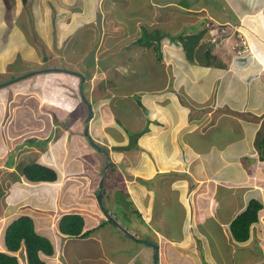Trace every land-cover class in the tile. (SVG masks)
Wrapping results in <instances>:
<instances>
[{
    "label": "crops",
    "instance_id": "1",
    "mask_svg": "<svg viewBox=\"0 0 264 264\" xmlns=\"http://www.w3.org/2000/svg\"><path fill=\"white\" fill-rule=\"evenodd\" d=\"M27 1L35 5L37 0ZM46 1L49 2L41 0L36 5L38 10L49 8ZM21 3L23 7V0H8L12 13L8 15L6 0H0V59L5 58L3 54L8 45L16 54L22 42L29 43L33 37L28 30L32 28L35 14L30 11L31 7L26 9L30 20L21 25L19 18L24 12L20 16L16 12L19 8L21 10ZM61 3H64L61 8H66L63 10L67 14L75 15L73 20L59 22L62 32L71 35L69 38L89 25L94 29L103 25L104 15L100 8L112 11L109 13V26L118 22L106 31L100 28L99 42L102 41V46L95 48L94 62L98 57H108L106 52L110 50L113 58H124V64L114 66L115 70L104 61L106 70L94 71L90 67L93 72L86 78L89 89L83 95L80 93V100L92 115L90 119L88 115L77 118L81 122L77 126L80 131H75L79 133L77 139L71 140L65 128L57 134L54 142L47 135V143L39 145L44 137H33L39 140L36 146L25 148L17 162L10 166V172L4 170L7 169L5 164L0 163V180L19 187L16 195L22 197L10 200V203L15 201L18 208L1 213L0 239L6 229L5 221L12 222L21 215H29L34 220L36 231L53 242L54 253L43 255L47 264H64L62 247L73 238L79 240L77 244L89 243L92 249L96 245L98 264H140V261L152 264L155 248L154 253L151 249L147 253L146 248L153 247V244L144 243L138 231L136 233L128 225L122 223L121 226L108 219L109 215H114L108 205L116 204L117 192H125L127 202L132 204L134 218L160 235L163 243L168 241L167 248L163 247L165 264H224L223 252L232 244H235L233 252L238 248L240 254L234 256L235 262L226 264H264V157L260 151V141L264 139V0H62ZM97 18H102L99 23ZM45 23H48L47 17L43 18L42 24ZM240 26L250 47V51L244 53L239 52L233 35L229 38L227 34L231 31L233 34ZM218 27L225 35V42H235L234 53L224 55L229 60L228 64L220 57L218 64L193 62L188 59L183 45L169 36L171 33L177 36L200 34V41L207 37L217 45L221 36ZM93 36L94 33L89 32L86 41L93 43ZM62 41L60 37L59 50L63 52L61 58L64 59L63 63L58 59L60 64L56 68L59 67L60 71H48L38 76L44 78L39 82L41 91L31 97L41 100L38 106L42 103L45 84L58 81L57 78L55 81L51 79L53 75L59 74L58 77L69 80V75L74 74L65 72L64 63L67 61L69 64L72 60ZM49 44L52 46L53 42L49 41ZM33 47L31 50L38 57L34 52L32 57L40 63L37 65L44 67L55 58L48 55L46 48L39 50ZM48 49L53 52L55 46H48ZM138 57L143 59L142 65L134 60ZM213 68L216 70L208 85L205 80ZM136 70L157 74L156 86L148 87L146 77L143 81L146 87L130 89L127 83H120L121 78L115 77ZM188 73L200 88L193 87V82L181 85V75L187 77ZM76 78L81 87L80 78ZM173 80L180 81L176 84ZM213 95L215 100L212 101ZM210 101L214 104H207ZM116 102L123 104L119 108L121 111L116 110ZM131 109L133 112L129 114ZM32 114L30 118H34L41 128L54 123L49 111L43 114L38 111L34 117L32 110ZM1 127L4 126L0 125L1 159L31 139L29 136L19 139L27 131L8 132ZM220 130L230 131L232 135L218 144L213 138ZM131 133H138V138L130 148L124 149L122 146L127 145ZM11 139L17 141L11 144ZM57 141L61 143L59 154L57 150L55 155L47 152V148L53 147ZM85 142L88 145L103 143L110 149L115 148L110 155L112 171L109 179L113 180L109 183L106 181L105 162L97 167L91 165L85 159L88 156L84 149H78L81 146L85 148ZM33 152L39 153L35 155L36 161L57 169L56 181H31L25 176L24 167L34 162L29 157ZM12 173L16 174V181H11ZM35 193L43 195L41 200L30 202L27 195ZM251 198L260 200L263 208L259 211V220L251 226L249 239L239 242L233 238L230 225ZM43 199L51 205L44 203ZM22 207L29 209V213H21ZM71 212L84 216L86 229H92L88 236L69 237L59 230L60 218ZM210 220H215L217 226L207 227ZM104 226L109 231L115 230L122 241L110 240L107 234L101 236ZM258 240L262 246L259 250ZM105 242L111 251L128 242L123 251L128 252V257L118 260V254L104 249ZM156 244L160 259L162 243L158 240ZM22 250L25 252L21 248L17 255Z\"/></svg>",
    "mask_w": 264,
    "mask_h": 264
},
{
    "label": "rangeland",
    "instance_id": "2",
    "mask_svg": "<svg viewBox=\"0 0 264 264\" xmlns=\"http://www.w3.org/2000/svg\"><path fill=\"white\" fill-rule=\"evenodd\" d=\"M62 0H49L46 1V3L48 4L49 8H47V10L45 11L44 9L42 10H38L37 8V4L41 2V0H37L35 1V5L31 4L30 5V1H26L23 4L22 7V3H21V10L18 9V15L22 12L23 15L19 18V23L21 25H26L28 16L30 15L29 12H25L26 9H28L29 7H31L32 9H30V11H32L35 16H33L34 18L32 19V28H30L28 30L29 34H31V36H33V41L32 38L30 39V42L27 43V41L22 42L21 48L20 50H18V52L15 54V51L10 49V46L8 45V49L5 50L3 56H5L4 59H0V84L14 76H17L18 74L24 72L25 70H29L32 69L33 67H38L35 66L37 64H40L37 62V60L32 57L33 52L35 53V51L32 52L31 49H34L33 46L37 47L39 50L40 48H46L45 50L47 51L48 55H50L51 57H55L53 59H51V63L48 66H44V67H57L59 66L60 62L58 61V59L63 63L64 59L63 58V52H61V50H59V40L60 37L63 38V43L65 46V51L67 49V52L71 58V62L68 64V62L66 61L64 64L66 66V70L70 71L69 73L71 74V72L74 71H81L85 74V76H87L91 71L93 72V70L86 69V71H84V66L88 65V66H92L94 68V71H99L100 68L104 69V64L102 63V61H104V63H108V65L110 66V68H112V70L115 68H113L116 65H120L122 66L124 63H122L124 60L123 59H118V58H113L111 51L108 50L106 52V54L108 55V57H98V59H96L95 61V55H94V50L95 48H97V46H102V41L99 42V36H100V28L101 29H110L112 27L113 24H115L118 21H115L111 24V26H109V16H111L109 13H112V11H108L105 10L104 8H100V12L104 15L103 18V25L98 26V29H94L93 27H91L89 25V27L82 29L80 32L77 33V35H75L72 38H69L71 35H67L66 31H64V33L62 32L63 28H61L62 26L59 25V22H64L66 20H69L70 18H72V20L74 19L72 16H75L73 13L72 14H67L64 10L66 8H61L62 6H64V3H61ZM21 2V1H20ZM6 3L8 5V0H6ZM61 4V5H60ZM63 4V5H62ZM117 5V2H116ZM10 4L8 5V15L12 14L11 11L9 10ZM35 7V9H34ZM168 7H171V5H169ZM64 9V10H63ZM102 10V11H101ZM117 11V9L115 10V12ZM17 15V16H18ZM21 15V14H20ZM19 15V16H20ZM47 17L48 19V23H45L44 25L42 24L43 18ZM83 18V16L81 17ZM102 18H97V23H99L101 21ZM30 20V19H28ZM108 22V23H107ZM85 24V23H84ZM46 28L47 31L44 32V29ZM168 28V26H167ZM219 32H220V38L219 41L217 42V45L214 44V41L212 40H207L205 37L203 40L200 41L201 37L200 34L198 36H190V43H189V47L191 48L192 52V60L193 62L197 61L198 63H219V57L223 60L226 61L227 64L229 63L228 58H225L224 55L227 54V52H231V54L234 53V49L233 46L235 44V42H237L238 46H239V52L243 50V48L245 47L246 49H248V51H250V47H249V43L248 40L246 38V36H244V34H242L241 31H243L242 26L239 27L240 30H236V32L234 31L232 34V31L229 32L228 29H226V31H228L229 33V38L231 37V35H233L234 37V41L231 40L229 42L228 41H224L225 40V35L223 34V31H221V27H218ZM217 29V30H218ZM235 29V27H234ZM33 30V31H32ZM89 32H93L94 33V41L92 42H87L86 38L88 36ZM171 33V32H170ZM235 33V34H234ZM174 34L171 33L169 36H173ZM240 35L246 40L244 41V46L241 43V37ZM44 38V39H43ZM81 38V39H80ZM111 40V39H110ZM53 42V45L51 46L50 44L48 45V42ZM212 41V42H211ZM246 42V45H245ZM62 43V44H63ZM180 44H182L180 42ZM30 45L33 47L30 48ZM46 45V47H45ZM49 47H53L55 46V51L50 52L48 49ZM79 46V47H78ZM88 46V47H86ZM106 46V44H104V47ZM199 49H195L197 47ZM201 46V47H199ZM247 46V47H246ZM81 47V48H80ZM211 48V54L212 56L210 58H208L205 54V50ZM201 48V50H200ZM48 49V50H47ZM28 50L29 54H28ZM78 50V51H77ZM13 52V53H12ZM80 53V54H79ZM36 54V53H35ZM39 56H41L42 54L39 52L38 54ZM37 56V54H36ZM74 56V57H73ZM38 57V56H37ZM62 57V58H61ZM40 58V57H39ZM92 59H94V61H91ZM215 59V62H214ZM135 61H140V65L143 64V59L141 57H138L136 59H134ZM190 60V59H189ZM129 61H127L128 63ZM96 63H98L99 65L96 66ZM112 64V65H111ZM137 66L139 65V63H135ZM95 66V67H94ZM43 67V68H44ZM59 68V67H58ZM106 70V69H104ZM216 69L213 68L212 72L208 75V81L206 84H210L211 82V78L214 76V71ZM147 72H139L138 70H136L134 73L131 74H126V75H118L116 77L117 78H121L120 83H127L126 86H128L130 89L132 88H141V87H146L143 84V81H145V78L147 77V81H145V83L147 84V86L151 87V86H156L157 81L156 78L158 77L157 74L151 73L149 70H146ZM190 71V70H189ZM3 72V74H2ZM186 72V71H185ZM139 74V75H138ZM189 76L185 77L184 75H181V85L183 86V84L186 85H191L190 82H193V87L196 88H200L199 85H195L196 83L193 81V76L191 74L188 73ZM59 74H55L53 75V79L55 81V78L58 79V81H55L53 83L49 82L47 84H45L44 88H43V92H42V103L38 106V104L40 103L41 100H36V99H32V95L34 93L37 92V95L39 94V91H41V89H39L38 87L40 86L39 82H43L44 78L42 77H36V76H31L28 79L22 80V81H17L14 83H11L7 86H1L0 87V101L2 100V106L0 105V125L4 126V128H6L8 130V132H12L13 130H17V131H27L26 135H23L22 137H20V140H23L25 137H30L31 139H27L26 141H24V145L22 147H18L15 149V151L11 152L9 151L4 157L3 159H1L0 157V163L5 164L4 167H7V169L5 168L4 170H7V172H10L9 168L10 166L17 162L18 157L21 153H23L25 151V148H28L30 146H36L37 141H39L38 139H35L33 137H41L44 139H42L41 142H39L38 144H42V143H47L45 138L46 136H50L48 139H50L52 142H54L57 134H59L62 130V128H65L66 131L70 134L71 136V140L77 139L78 136V132H75L79 129H77V126L81 123L79 119H77L78 117H82V116H87L89 114V109L86 107V105H84V101L80 100V92H79V86L77 84V78L79 77L76 74H72L69 75V80L64 79L62 76L58 77ZM105 76V75H104ZM89 77V76H88ZM180 78V77H179ZM42 79V80H41ZM129 81V85L128 82ZM180 80H173V83L176 82V84L179 82ZM58 85V87L56 86ZM208 85H205L208 86ZM63 86V87H62ZM220 86L221 85L220 83ZM99 89V87L97 88ZM123 90V88H120ZM101 90L99 89V92ZM188 95L190 96L191 93L187 92ZM103 94V93H102ZM102 94L100 96H102ZM136 96V95H135ZM192 97V96H190ZM195 97V96H194ZM232 95H229V98H231ZM214 98V95H213ZM212 101L215 100L211 99ZM208 102L207 104H214V102ZM117 104V109L123 107V104H119V102H116ZM229 107L227 106V113L230 114L229 112ZM32 110L34 112V117H36V113L39 111L40 114L43 113H47L49 111V115L52 117V122H54L53 124H49L48 127H40L33 119L30 118V116H33L32 114ZM120 110V109H119ZM121 111V110H120ZM133 109H131V111L129 112L132 113ZM239 114V112H236ZM245 113V112H242ZM240 113V114H242ZM247 115V114H246ZM77 119V120H76ZM76 120V121H75ZM4 128L1 127V129L3 130ZM221 128V126H220ZM80 131V130H79ZM220 133L215 135V138H213L215 140V142L219 144V141L222 140L223 138H229V136L232 135V133L230 131H219ZM212 134V132H211ZM81 136H82V131H81ZM218 137L220 139H218ZM17 141V139H15ZM15 140L11 139V144H13V142H15ZM45 140V141H44ZM132 138L130 137L129 142L127 143V145L132 144ZM85 144V148L84 147H80L78 149H84L85 154L88 156L87 158H85L87 160V163L94 165V166H98V164L100 163H104L106 164V172H107V177H106V181L109 183V180H113V179H109V174L112 171V167L111 166V160H110V155H113V152L115 150V148H109L107 145H103V143L101 145H96L95 143L92 145H88ZM45 145V144H44ZM61 145V143L59 141L55 142L54 146L51 148H47V152H51L53 155H55V151L57 150L58 154H59V146ZM125 145V147L127 146ZM133 145V144H132ZM101 146V147H100ZM95 147V148H94ZM135 147V146H134ZM218 147V146H217ZM130 148V147H129ZM46 149V148H45ZM117 149V148H116ZM127 149V148H124ZM137 149V148H136ZM135 149H133L132 151H134ZM35 152V151H34ZM31 155L29 154V157H31V159H34L36 156L38 155L37 153H34ZM263 157H264V153H263ZM37 159H34V161H36ZM22 164V162L20 163ZM109 167V168H108ZM117 167V165H116ZM105 170V169H104ZM117 170V169H115ZM113 169V171H115ZM11 181H16L17 176L15 173L11 174ZM108 179V180H107ZM19 191V187L13 186L12 183L11 185L8 184L5 180L1 181L0 180V194L2 193V196H0V215L3 212V210H8L11 211V209L13 208L16 209L18 208V204L14 202L10 203L11 199H16L18 200V198H22L20 196H17L16 194H18ZM116 197H118L116 199V204L114 205V203L111 205H108L109 208H111L114 212V215H109L108 219L110 220H114V222L117 224H120L121 226H123L122 223L126 224V226L128 225V227L132 228L133 230L138 231L139 236L141 235L140 238H144L145 239H150L154 242L157 243V241L159 240L162 244H160V259H159V264H165V259H166V255L163 254V251L167 248V243L168 241L165 240L164 243L162 241V238L159 236L158 234H155L154 231H152L150 228H146L145 223L141 222L142 224L139 223V221H137L138 219L134 218V215L132 214L133 209H132V204L130 203V201L127 202V198L125 195V192L122 194H120V192H117ZM120 195H123L122 198L120 197ZM25 196V195H24ZM41 196H43L41 193H35L34 194H28L27 195V199L32 202V201H40L41 200ZM5 197V199L3 198ZM25 198V197H23ZM25 198V199H26ZM122 199H124V201H122ZM44 203H49L43 199ZM109 204V203H108ZM51 205V204H50ZM107 208V207H106ZM107 208V209H109ZM116 210V212L114 211ZM110 211V210H109ZM21 213H29V209L26 208H21ZM114 218V219H113ZM132 221V222H130ZM137 221V222H136ZM11 221H5L4 225H6V228L8 227V225L10 224ZM139 225H138V224ZM114 225V223H113ZM112 225V226H113ZM124 225V228H127ZM211 226V228L217 226L215 220H210L207 225ZM120 229V226L118 227ZM176 228V227H175ZM122 230V229H121ZM129 230V229H128ZM177 230H175V234H176ZM57 234V233H56ZM56 234H54V236H56ZM107 234V236L110 238V240H115L117 242L122 241L119 236L120 235H116L118 234L115 230H111L109 231V229H107L106 226L103 227V229L100 232L101 236H105ZM1 237V235H0ZM219 237L221 238V235H219ZM222 239V238H221ZM77 239H70L69 241L67 240L66 243L64 244V246L62 247V260L64 262V264H98L99 259L97 258V251H96V245L94 247V249H92L88 244H83V243H78L77 244ZM235 241V240H234ZM259 243L258 245V250L260 249V247H262L260 245V241H257ZM112 244V243H111ZM128 242L126 244H122L121 246H116L114 247V249L109 250L108 248V242H105V244L103 245L104 249L107 252L110 253H116L118 254V256H116V258L118 260H123L125 258L128 257V252L125 253L123 252L124 249L126 247H128ZM141 245L146 246L145 244L141 243ZM233 245L231 246H227L226 250L223 252L222 255V260L226 263H233L235 261L234 260V256H238L239 253V249L236 248V252H233ZM165 246V249L163 248ZM4 248V233L2 234V238L0 239V249ZM154 253V246L150 247L147 246L146 251L147 253L150 252L151 250ZM246 250V248H245ZM238 252V253H237ZM242 252V251H241ZM245 252V251H244ZM237 253V254H235ZM133 254V253H132ZM18 257H19V264H28L27 262V258L25 257V252L20 251L18 253ZM142 257V255H141ZM241 256L238 257V259ZM26 261V262H24ZM242 261V259L240 260ZM239 261V262H240ZM140 264H144V262L140 261ZM152 264H154L153 259H152Z\"/></svg>",
    "mask_w": 264,
    "mask_h": 264
},
{
    "label": "trees",
    "instance_id": "3",
    "mask_svg": "<svg viewBox=\"0 0 264 264\" xmlns=\"http://www.w3.org/2000/svg\"><path fill=\"white\" fill-rule=\"evenodd\" d=\"M27 0H23L25 3ZM192 36V35H190ZM190 36L185 34L170 36V38L175 42H181L184 49L187 52L188 59L192 60V50L189 47ZM197 47V46H195ZM201 47V46H199ZM195 49H199L198 47ZM201 50V48H200ZM192 51V52H191ZM211 48L205 50V54L208 58L212 56ZM91 61H94L92 59ZM38 67H33L32 69H27L24 72L14 76L0 84V86H5L7 81L15 79L17 77H21L16 81H22L28 79L31 76L38 77L40 74H45L48 71H60V69L56 67H44L43 65H37ZM44 66H48L46 63ZM42 67V68H41ZM84 71L89 69L91 66H84ZM92 68V67H91ZM90 68V69H91ZM65 72H70L66 70ZM28 73H32L28 75ZM77 76L80 78L81 87H79L80 93L83 95L85 91L89 89V84L87 83L86 78L92 74V71L85 76V74L81 71H77ZM14 81V82H16ZM11 84V83H10ZM9 85V84H8ZM7 86V85H6ZM91 111V110H90ZM88 114V118L90 119L92 115V111ZM132 144L138 138V133H131ZM46 142L48 139H45ZM46 144V143H45ZM96 145H100L95 143ZM132 144L122 146L124 148H129ZM102 146V145H101ZM100 146V147H101ZM121 148V147H118ZM260 151L262 154L264 153V139L260 141ZM25 176L31 181H56L58 179V171L53 166L48 164L34 161L27 164L24 167ZM263 208V204L260 200L256 198H251L244 209L232 222L230 225V229L233 235V238L236 241L243 242L249 239L250 230L252 224L259 220V211ZM112 221V220H111ZM103 223H101L102 225ZM59 230L66 234L69 237H86L88 236L92 229H86L84 216L79 212H71L66 213L60 218L58 223ZM24 248L28 264H47L43 258V255L49 256L54 253V245L53 242L47 236L40 234L36 231L34 220L29 215H21L15 220H13L8 227L4 231V248L0 249V264H19V257L17 252ZM155 258V254H154ZM159 264V259H158Z\"/></svg>",
    "mask_w": 264,
    "mask_h": 264
},
{
    "label": "water",
    "instance_id": "4",
    "mask_svg": "<svg viewBox=\"0 0 264 264\" xmlns=\"http://www.w3.org/2000/svg\"><path fill=\"white\" fill-rule=\"evenodd\" d=\"M30 74H32V73H28V75H30ZM23 76H25V75H22L21 77H17V78H15V79H12V80H9V81H7L5 84H3V85H8V84H10V83H13L14 81H16V80H18L19 78H22ZM2 86V85H1ZM90 113H91V111H90ZM99 197H100V199H101V195H99ZM143 242L144 243H150V244H153V246H154V248H155V258H154V264H158V259H159V246H158V244H156V243H151V242H149L148 240H143Z\"/></svg>",
    "mask_w": 264,
    "mask_h": 264
},
{
    "label": "built area",
    "instance_id": "5",
    "mask_svg": "<svg viewBox=\"0 0 264 264\" xmlns=\"http://www.w3.org/2000/svg\"><path fill=\"white\" fill-rule=\"evenodd\" d=\"M240 37H241V43L243 44V46H244V41H246L241 35H240ZM245 45H246V42H245ZM247 47V46H246ZM246 51V48L244 47L243 48V50L242 51H240V53H242V52H245Z\"/></svg>",
    "mask_w": 264,
    "mask_h": 264
},
{
    "label": "clouds",
    "instance_id": "6",
    "mask_svg": "<svg viewBox=\"0 0 264 264\" xmlns=\"http://www.w3.org/2000/svg\"><path fill=\"white\" fill-rule=\"evenodd\" d=\"M236 28H237L238 30H240L238 27H236ZM237 29H236V30H237ZM240 32H241V30H240ZM242 34H243V33H242ZM244 36H245V35H244ZM246 51H248V49H246ZM246 51H245V52H246ZM242 53H244V52H242Z\"/></svg>",
    "mask_w": 264,
    "mask_h": 264
},
{
    "label": "bare ground",
    "instance_id": "7",
    "mask_svg": "<svg viewBox=\"0 0 264 264\" xmlns=\"http://www.w3.org/2000/svg\"><path fill=\"white\" fill-rule=\"evenodd\" d=\"M77 35V34H76ZM81 39V38H80ZM90 39V38H89ZM91 41V40H90ZM88 42V41H87ZM81 48V47H80ZM80 54V53H79Z\"/></svg>",
    "mask_w": 264,
    "mask_h": 264
}]
</instances>
